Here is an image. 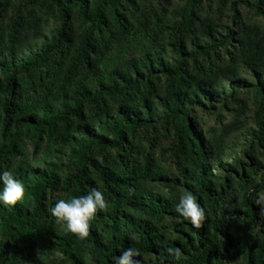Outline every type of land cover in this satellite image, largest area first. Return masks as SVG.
Segmentation results:
<instances>
[{
	"label": "trees",
	"instance_id": "trees-1",
	"mask_svg": "<svg viewBox=\"0 0 264 264\" xmlns=\"http://www.w3.org/2000/svg\"><path fill=\"white\" fill-rule=\"evenodd\" d=\"M17 1V13L4 31L0 29V173L12 170L26 192L15 206L0 202V264H115L126 248H136L139 258L148 257L147 264H223L227 260L264 264V214L255 203L264 190V173L260 184L243 192V209L228 207L227 180L236 170L223 168L226 175L216 182L209 151L191 118L193 108L207 103L211 109L214 101L225 102L229 96L205 76L190 74L188 63H196L198 57L209 59L218 47H226L233 31L228 29L216 38L206 22L208 42L187 49L184 35L178 36L172 43V63L145 52L140 59L130 57L105 72L93 62L97 39L103 33L127 30L130 23L125 11L135 6V0H42L54 8L59 20L50 36L40 31L41 18L36 14L29 16L36 21L31 27L23 15L22 7L34 0ZM201 1L186 3L193 11ZM235 2L264 16V0ZM73 21L78 23L77 32ZM192 23L193 12L182 22L184 31ZM151 37L147 30L144 46ZM255 65L246 62L256 76L252 86L264 95V64ZM41 69H45L47 83L40 76ZM83 69L92 73L89 84L73 79ZM160 76L165 78L163 94L155 92ZM35 81L39 94L30 101L24 92L34 88ZM245 84L239 77L232 79L230 95ZM134 95L139 98L134 100ZM154 95L156 103L150 99ZM108 100L116 102L114 109L106 108ZM88 107L96 114L86 115ZM157 124L171 127L173 154L184 162L178 169L180 185L205 209L206 220L199 229L175 211L168 199L144 188L143 181L153 175L149 154L140 170L128 162L133 135ZM26 140L35 151H42L43 166H33L23 158ZM61 147L66 150L68 172H62V163L53 160ZM112 149H117V165L107 168L96 156L104 158ZM98 180L109 207L97 212L89 237L81 240L66 225L57 224L50 209L60 195L68 200L97 189ZM166 215L179 218L173 226L176 237L167 238L158 224ZM232 220L259 221L258 236H237L229 226ZM168 247L180 248L181 259L168 257Z\"/></svg>",
	"mask_w": 264,
	"mask_h": 264
},
{
	"label": "rangeland",
	"instance_id": "rangeland-1",
	"mask_svg": "<svg viewBox=\"0 0 264 264\" xmlns=\"http://www.w3.org/2000/svg\"><path fill=\"white\" fill-rule=\"evenodd\" d=\"M235 1L202 0L192 11L186 0H135V6H127L125 11L130 23L127 30L103 33V36L97 39L98 52L92 60L100 70L105 72L114 65L119 66L130 57L140 59L145 52L159 54L164 60L172 63L174 58L172 43L178 36L184 35L186 48L189 49L194 43L208 42L204 25L206 22L216 38L224 36L228 29L233 31V39L226 47H218L209 59L198 57L196 63H188L187 68L195 78L205 76L218 90L229 96L225 102L214 101L211 109L208 108L207 103L193 108L191 118L194 120L195 130L201 134L205 150L209 151V161L216 182L220 181L221 176L226 175L223 168L230 169V166L235 168L236 172H233L227 180L229 184L227 206L243 209V192L252 191L254 185L260 184L264 173V95L252 86L256 82V76L246 66L248 61L258 65H255L257 68H261L260 65L264 64V16L256 14ZM2 4L0 29L4 31L5 24L15 16V12L17 13L16 7L19 3L17 0H3ZM22 8L24 17L28 18L29 27L36 22L31 18L32 15L36 14L41 18L39 29L46 36H50L59 25L54 8L47 7L42 0H34ZM191 12H193V23L188 30L184 31L182 22ZM77 24L73 21L75 32L79 30ZM147 30L151 31L152 37L144 46L143 41ZM29 41H31L30 37L27 39V42ZM118 53L122 54L121 58L117 56ZM40 76L46 80V83L48 82L45 69H41ZM236 77L245 80L246 84L243 87H237L230 95L231 80ZM92 78L90 69H83L73 79L89 84ZM164 80V76H160L159 81L156 82V93H164L166 88ZM33 84L31 87L34 88L24 92V96L30 101L39 94L37 90L39 85L36 81ZM138 98L137 95L133 96L134 100ZM150 99L154 103L158 101L156 95ZM106 104L109 110L116 106L114 100H108ZM92 113L96 114L92 107H88L85 111L86 115ZM172 133L171 127L165 129L160 124L147 132L143 130L136 132L133 135L128 162L140 170L144 163V156L149 154L153 164V175L143 181V186L148 192L168 199L177 211L176 206L185 193L180 185L182 178L178 170L179 164L184 162L173 154ZM43 143L44 141L41 142V146ZM65 151V148L61 147L60 152L55 153L56 157L53 159L62 163L60 165L62 172L65 169L67 171L64 172L69 170L64 166ZM41 152V150L35 151L29 140L25 141L23 158L31 165L43 166V162L39 160ZM116 154L117 149H112L104 158L99 155L96 158L107 168L116 167L118 161ZM97 189L103 192L100 180L97 181ZM261 195H264V190L258 193L256 199ZM62 196L60 195V198L64 199ZM106 199L109 202L107 197ZM258 211L261 212L260 209ZM259 215L262 220L261 214ZM178 220V217L166 215L158 223L167 238L178 235L173 228L174 223L179 222ZM259 223L258 221L256 224H249L246 221L232 220L229 226L237 232V236L254 239L258 236ZM183 230L186 231V226ZM139 259L142 264H147L148 257ZM223 264H233V262L227 260Z\"/></svg>",
	"mask_w": 264,
	"mask_h": 264
},
{
	"label": "clouds",
	"instance_id": "clouds-1",
	"mask_svg": "<svg viewBox=\"0 0 264 264\" xmlns=\"http://www.w3.org/2000/svg\"><path fill=\"white\" fill-rule=\"evenodd\" d=\"M0 182L3 185L0 190V202L4 205L15 206L25 196V185L12 170H4L0 173ZM255 203L261 206L260 211L264 214V195L258 196ZM108 207L109 202L103 192L93 188L87 195L57 200L50 212L57 224L66 225L67 231L83 240L89 237L91 221L97 212L107 211ZM176 210L195 228L203 227L206 220L205 209L198 203L197 197L192 192L186 191L180 197ZM166 252L170 258L181 259V249L178 247H168ZM140 255L136 248H126L116 258L115 264H142V261L137 259Z\"/></svg>",
	"mask_w": 264,
	"mask_h": 264
}]
</instances>
